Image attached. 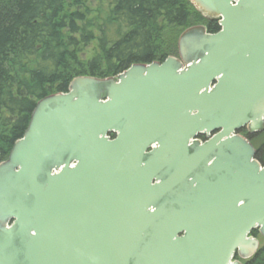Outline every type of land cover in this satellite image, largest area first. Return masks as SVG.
Instances as JSON below:
<instances>
[{"label": "water", "instance_id": "obj_1", "mask_svg": "<svg viewBox=\"0 0 264 264\" xmlns=\"http://www.w3.org/2000/svg\"><path fill=\"white\" fill-rule=\"evenodd\" d=\"M188 1L221 30L188 28L178 57L78 76L37 103L0 163V264H245L258 253L264 165L241 131H264V0Z\"/></svg>", "mask_w": 264, "mask_h": 264}, {"label": "trees", "instance_id": "obj_2", "mask_svg": "<svg viewBox=\"0 0 264 264\" xmlns=\"http://www.w3.org/2000/svg\"><path fill=\"white\" fill-rule=\"evenodd\" d=\"M199 25L221 30L188 0H0V163L40 100L67 93L78 76L109 78L177 57L180 35ZM247 138L264 165V131ZM244 263L264 264V245Z\"/></svg>", "mask_w": 264, "mask_h": 264}, {"label": "flooded vegetation", "instance_id": "obj_3", "mask_svg": "<svg viewBox=\"0 0 264 264\" xmlns=\"http://www.w3.org/2000/svg\"><path fill=\"white\" fill-rule=\"evenodd\" d=\"M178 57V56H177ZM163 63V62H162ZM116 76V75H115ZM243 132H245L244 134H243ZM215 133H213L211 136H213ZM241 134L242 135H246L245 137H247V135H251L252 136V134H249L248 133V131L247 130H242L241 131ZM254 136V135H253ZM111 137H112V139H115V136L114 135H111ZM210 140V138H208L206 135H200L197 139H195L194 141H199V142H201L202 144H204V143H206V142H208ZM253 144V143H252ZM254 147H255V145H254ZM256 148V147H255ZM257 149V148H256Z\"/></svg>", "mask_w": 264, "mask_h": 264}, {"label": "rangeland", "instance_id": "obj_4", "mask_svg": "<svg viewBox=\"0 0 264 264\" xmlns=\"http://www.w3.org/2000/svg\"><path fill=\"white\" fill-rule=\"evenodd\" d=\"M259 144H260V141H257V142H256V145H259ZM260 240H261V239H260ZM263 245H264V241L262 240V241H261V247H262ZM261 247H260V248H261Z\"/></svg>", "mask_w": 264, "mask_h": 264}]
</instances>
